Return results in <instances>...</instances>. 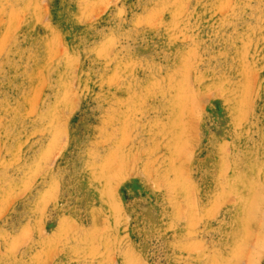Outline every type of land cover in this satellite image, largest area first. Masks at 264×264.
I'll list each match as a JSON object with an SVG mask.
<instances>
[{
	"label": "rangeland",
	"instance_id": "rangeland-1",
	"mask_svg": "<svg viewBox=\"0 0 264 264\" xmlns=\"http://www.w3.org/2000/svg\"><path fill=\"white\" fill-rule=\"evenodd\" d=\"M0 264H264V0H0Z\"/></svg>",
	"mask_w": 264,
	"mask_h": 264
}]
</instances>
